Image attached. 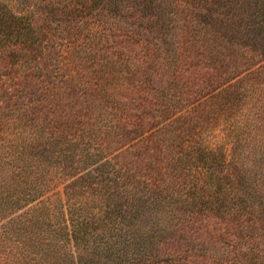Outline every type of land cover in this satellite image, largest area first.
Listing matches in <instances>:
<instances>
[{"label":"trees","instance_id":"trees-1","mask_svg":"<svg viewBox=\"0 0 264 264\" xmlns=\"http://www.w3.org/2000/svg\"><path fill=\"white\" fill-rule=\"evenodd\" d=\"M196 2L179 7L174 35L156 38L160 48H171L175 36L174 78H162L141 57L118 64L111 72L115 81L111 73L95 74L100 92L109 98L113 89L125 99L115 101L113 93L107 101L129 121L126 131L117 132L119 139L96 127L91 138L100 143L91 150L84 133L79 139L66 129L57 135L35 126L34 134L4 144L0 208L23 210L10 224L43 264H264V84L255 76L264 63L254 76L231 82L239 68L264 59V44L244 51L250 31L261 32L264 21L256 26L236 12L225 16L227 9L236 11L234 3L245 7L248 0ZM254 2L264 20V0ZM38 19L0 2L3 66L21 57L37 59L41 34L31 30ZM251 47L261 52L248 55ZM229 80L201 110L177 117L176 126H166L151 145H131L167 117L162 104L180 109L183 100L189 103ZM73 85L67 84L69 92L77 90ZM170 90L174 96L160 100L158 93ZM230 96L240 104L230 103ZM59 184L64 198L53 204L47 193Z\"/></svg>","mask_w":264,"mask_h":264},{"label":"rangeland","instance_id":"rangeland-1","mask_svg":"<svg viewBox=\"0 0 264 264\" xmlns=\"http://www.w3.org/2000/svg\"><path fill=\"white\" fill-rule=\"evenodd\" d=\"M0 2L13 3L17 10L31 12L36 19L40 18L35 21L31 31L41 34V39L35 41V45L41 49L37 59L23 60L24 57H21L18 61L3 66L5 62L3 55H0V153L4 150L6 142H13V136L28 137L29 134H34L32 129L35 126H42L41 129L45 132L52 130L57 135L66 129L79 139L84 133L81 139L91 147V150H96L97 144L100 143L98 138L96 140L91 138V133L96 127L108 130L110 140L119 139L120 134L117 132L126 131L128 129L126 123L129 121L124 113L117 112L113 106L111 107L113 105L111 101L110 103L107 101L111 100L113 93L115 94L113 100L125 99L116 95L113 89L109 99L108 93L98 90L100 86L97 87L96 77L113 71L115 73L116 69L121 67L116 68L118 64L141 57L150 68H157L162 78H174L173 35L176 31L175 20L178 18L176 14L182 11V7L179 8L181 5L197 3L196 0H0ZM233 6L236 11L233 13L234 7L227 9L225 16L236 15V12L239 13L237 16L244 19L250 17L251 20H255L256 26L264 21L254 0H248L245 7L235 3ZM197 16L203 19L199 11ZM157 20L159 24H156ZM249 23L253 24L252 21ZM262 26L261 32L250 31L251 37L250 39L247 37L248 41H245L247 44L244 47L245 52L248 45L264 44L262 37L264 25ZM169 32H173L174 44L171 48L162 49L156 38ZM252 42L254 43L251 44ZM181 47L183 51L186 50ZM251 48L255 50L248 51V55L261 52L260 47ZM1 49L0 46V52ZM109 57L116 58L117 64L112 66ZM255 60L252 62L253 65H247L246 69L239 68V73H236L231 82L243 81L245 76H254L259 65L264 63V59L258 62ZM108 65L110 71H107ZM167 66L169 67L166 69ZM259 72L255 76L264 84V69ZM111 77L112 81H115L112 73ZM69 82H73L77 90L69 92L67 86ZM229 83L230 80L189 103L183 100L184 107L180 109L171 108L168 103L162 104L164 106L160 110H164L162 112H165L167 117L148 128L142 136L135 138L131 145L139 146L142 143L151 145L157 135L161 131L164 132L166 126H176L177 117L194 115L214 97L213 94L218 89L226 87ZM242 84L243 82L239 85ZM173 93V90L158 93V97L160 100L168 101L174 96ZM229 99L230 103L236 100V104H240V98L230 96ZM226 107L227 104L223 106L224 111ZM228 110L229 107L225 113ZM144 124L141 126H147ZM53 138L59 141L58 147L63 144V140L57 136L51 140ZM63 188V184H59L53 191L47 193L51 196L53 204L60 202V197L64 198ZM21 211L23 210L11 213L10 210L4 211L0 208V264H43L44 258H39L36 253H30L32 245L19 241L15 227L10 224L11 219Z\"/></svg>","mask_w":264,"mask_h":264}]
</instances>
